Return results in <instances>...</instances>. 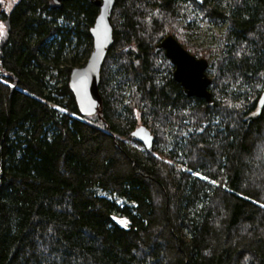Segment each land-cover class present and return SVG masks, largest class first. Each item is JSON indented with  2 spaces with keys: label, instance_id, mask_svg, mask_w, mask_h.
I'll use <instances>...</instances> for the list:
<instances>
[{
  "label": "trees",
  "instance_id": "16d2710c",
  "mask_svg": "<svg viewBox=\"0 0 264 264\" xmlns=\"http://www.w3.org/2000/svg\"><path fill=\"white\" fill-rule=\"evenodd\" d=\"M212 1L115 0L91 117L69 81L95 0L0 1V264H264V0ZM197 15L219 45L189 42ZM169 35L210 61L212 104L155 52Z\"/></svg>",
  "mask_w": 264,
  "mask_h": 264
},
{
  "label": "water",
  "instance_id": "95a60500",
  "mask_svg": "<svg viewBox=\"0 0 264 264\" xmlns=\"http://www.w3.org/2000/svg\"><path fill=\"white\" fill-rule=\"evenodd\" d=\"M62 1L64 0H59V2L55 0L57 4ZM196 1L202 5L205 0L202 3L201 0ZM95 4L100 8V13L90 31L94 41L93 51L86 65L73 69L69 81L78 110L80 114L86 117L101 113L103 105L99 90L101 70L108 50L115 40L112 23L115 0H95ZM161 51L165 52L175 66L174 78L181 84L184 95L203 98L212 104L213 99L209 87L213 80L207 73L210 61L205 58H197L184 48L173 35L167 36L155 47L156 53ZM263 107L264 92L259 101L258 112ZM133 137L143 143L148 150L154 145V135L145 125L137 127L133 132Z\"/></svg>",
  "mask_w": 264,
  "mask_h": 264
},
{
  "label": "rangeland",
  "instance_id": "374dc122",
  "mask_svg": "<svg viewBox=\"0 0 264 264\" xmlns=\"http://www.w3.org/2000/svg\"><path fill=\"white\" fill-rule=\"evenodd\" d=\"M5 7H7L9 10L13 8V6L16 4V2H18V0H0ZM213 3L217 2V0H213ZM229 0H224L223 4L226 7L228 4ZM182 21L184 22L185 20L182 19ZM189 23L188 21H185V23ZM0 25H3L4 28L6 29V25L4 23V20H0ZM226 29L225 25L222 26H212V25H208L205 22H203L200 18V16L197 15V20L195 22H193V26H191V28L188 29L187 32V39L189 40L190 43H192L194 46L196 47H210V46H217L219 45V36H221L224 31ZM2 38V37H0ZM180 42V41H179ZM181 43V42H180ZM88 59H82L80 61V65H78L76 68H80L83 67L84 65H86V63L88 62ZM57 80L56 78L53 79V83H55ZM144 125L143 123H140L139 126ZM98 193L101 196H105L108 198H112L109 194L103 192V191H98ZM118 201V203L123 204L124 201L122 199H116Z\"/></svg>",
  "mask_w": 264,
  "mask_h": 264
},
{
  "label": "snow or ice",
  "instance_id": "6c2138e0",
  "mask_svg": "<svg viewBox=\"0 0 264 264\" xmlns=\"http://www.w3.org/2000/svg\"><path fill=\"white\" fill-rule=\"evenodd\" d=\"M57 2H59V0H57ZM203 2V0H201V3ZM6 35V29L4 28L3 25H0V37H3ZM59 111H65L64 109H58ZM197 175L199 176L200 174L197 173ZM202 179H207L206 177H201ZM212 183H215L214 181H212ZM115 219V218H114Z\"/></svg>",
  "mask_w": 264,
  "mask_h": 264
}]
</instances>
